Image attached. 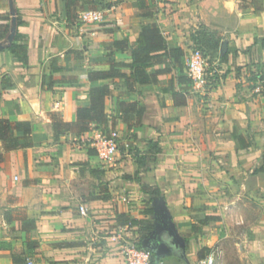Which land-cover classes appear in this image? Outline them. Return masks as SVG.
Instances as JSON below:
<instances>
[{
	"label": "crops",
	"instance_id": "crops-1",
	"mask_svg": "<svg viewBox=\"0 0 264 264\" xmlns=\"http://www.w3.org/2000/svg\"><path fill=\"white\" fill-rule=\"evenodd\" d=\"M13 4L24 23L17 31L28 46V62L0 52V118L12 121L19 137L28 134L31 146L5 151L0 140V264H125L111 236L143 239L139 226L122 225L118 217L154 224V197L164 201L186 246L185 257L158 264H198L199 253L215 246L225 264H264V0H103L85 7L104 12L93 25L81 23L80 15L68 23L64 0ZM147 13L171 48L187 55L204 30L220 40V53L208 63L206 91L177 84V90L190 89L186 106H174L154 86L140 87L132 100L146 111L132 131L135 151L103 165L96 149L100 129L56 140L50 115L76 121L78 108L90 103L89 89L107 83H91L89 72L131 63V49L118 53L112 44L127 40L133 46L142 26L152 22L142 17ZM10 16V0H0V17ZM179 76L174 70L160 79ZM118 88L125 90L123 82ZM106 110L115 115L114 98ZM110 128L127 138L122 120ZM149 141L161 148L156 162L145 158ZM144 187L160 195L146 194ZM30 241L39 249L26 253Z\"/></svg>",
	"mask_w": 264,
	"mask_h": 264
},
{
	"label": "trees",
	"instance_id": "trees-1",
	"mask_svg": "<svg viewBox=\"0 0 264 264\" xmlns=\"http://www.w3.org/2000/svg\"><path fill=\"white\" fill-rule=\"evenodd\" d=\"M152 2V0H148ZM65 11L64 17L68 23L76 22L79 15L87 10V7L95 8L102 5L103 0H64ZM80 2L82 5H80ZM95 6V7H94ZM143 18H150L152 22L142 26L140 34L133 46H130L127 40H115L112 46L118 53H124L131 49L132 61L129 64L113 63L108 70L104 71H90L88 74L89 81L93 84L99 82H107L102 84H95L89 89V105L80 106L77 110V119L75 122H66L61 113H51V121L55 134V139L66 133H73L76 135H84L94 129H100L104 136H109L115 128L116 119L122 120L128 130L127 140L135 139L132 131L135 128L142 126V119L146 111V107L139 100H132V97L139 92L140 87L154 86L158 88L159 92L164 95H170L174 106H186L188 104L189 87L184 91L176 89L177 84H188L192 87L191 81L187 76V70H184L183 59L186 57V52L180 48H171L166 36L164 35L159 23L154 18L153 13L142 15ZM12 17H0V46L1 51L8 50L14 54L20 62L26 64L28 62V46L20 42L21 34L17 31L13 40H9L12 28ZM17 27L24 23L21 18L17 17ZM7 21V24L1 23ZM196 46L202 53V48H207L210 53L209 63L214 60V57L220 53V40L213 34L201 30L194 36ZM264 44V41H263ZM192 48V49H193ZM204 54V53H203ZM228 53L221 55V62H226ZM123 69H129L130 73H123ZM174 70H178L180 76L178 79L171 78L166 83H162L160 77L163 75L172 74ZM186 71V72H184ZM50 81L47 82V78ZM44 82L52 86L51 76L46 75ZM124 84L125 90H118L120 83ZM114 98L116 110L115 115L109 114L106 110V103L109 98ZM28 134L24 137H19L16 127L13 122L7 119L0 118V140L4 144L5 151H15L18 149H25L31 146ZM240 139V138H238ZM241 140V139H240ZM149 150L146 154V160L156 162L157 155L161 152L158 143L149 141ZM246 147V146H245ZM145 158H141L142 160ZM141 162V161H140ZM264 171V165L262 167ZM146 194L154 196L160 195V190L144 187ZM153 214V210L150 212ZM122 216L118 217V221L122 225L139 226L141 229L142 239H146L153 231V222L148 220H131L122 221ZM32 229L35 228V221L30 222ZM195 233V224H194ZM143 247L142 242L138 243ZM39 249V243L36 241L27 242L25 245V252L30 253ZM207 248H204L199 253V259L206 257ZM152 264H158L153 252Z\"/></svg>",
	"mask_w": 264,
	"mask_h": 264
},
{
	"label": "built area",
	"instance_id": "built-area-1",
	"mask_svg": "<svg viewBox=\"0 0 264 264\" xmlns=\"http://www.w3.org/2000/svg\"><path fill=\"white\" fill-rule=\"evenodd\" d=\"M104 19L102 10H87L80 14V22L85 25L101 23ZM208 61L202 51L195 47L189 51L186 57L187 76L191 81L193 91L204 92L208 88L210 81L207 73ZM96 149L103 165H115L120 156L124 153H133L134 143L127 140L117 131L112 132L109 136H101L97 141ZM85 213L86 208H80ZM118 242L120 252L124 258L125 264H152L151 251L140 247L138 242L126 239L122 233L113 234L110 238ZM198 264H225L224 254L219 246L213 247L206 257Z\"/></svg>",
	"mask_w": 264,
	"mask_h": 264
},
{
	"label": "water",
	"instance_id": "water-1",
	"mask_svg": "<svg viewBox=\"0 0 264 264\" xmlns=\"http://www.w3.org/2000/svg\"><path fill=\"white\" fill-rule=\"evenodd\" d=\"M10 8L13 13L12 28L9 40L12 41L17 32V20L14 12L13 0H10ZM227 45H224L226 51ZM2 50V46H0ZM154 224L150 236L143 240V248L153 252L157 260L172 256L185 257L186 246L184 240L177 234L171 223V218L164 201L160 197L153 199Z\"/></svg>",
	"mask_w": 264,
	"mask_h": 264
},
{
	"label": "rangeland",
	"instance_id": "rangeland-1",
	"mask_svg": "<svg viewBox=\"0 0 264 264\" xmlns=\"http://www.w3.org/2000/svg\"><path fill=\"white\" fill-rule=\"evenodd\" d=\"M202 50H203V53H204V56H205V58H206V60L208 61L209 60V57H210V53H209V51L207 50V48H202ZM208 63H209V61H208ZM208 68H210V66L208 65L207 66V70H208ZM121 136H122V133L120 132V131H117ZM120 158H121V156H120ZM120 160V159H119ZM208 252H207V255L209 254V252H210V250H207ZM237 254V253H236ZM238 255V254H237ZM200 261V260H199ZM198 261V262H199Z\"/></svg>",
	"mask_w": 264,
	"mask_h": 264
}]
</instances>
